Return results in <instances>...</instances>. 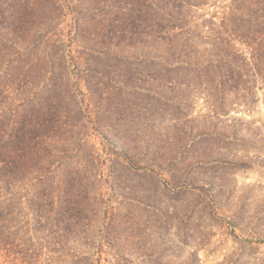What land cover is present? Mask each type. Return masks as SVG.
I'll use <instances>...</instances> for the list:
<instances>
[{"label": "rangeland", "instance_id": "374dc122", "mask_svg": "<svg viewBox=\"0 0 264 264\" xmlns=\"http://www.w3.org/2000/svg\"><path fill=\"white\" fill-rule=\"evenodd\" d=\"M197 2L0 0V107L52 108L64 234L0 264H264V0Z\"/></svg>", "mask_w": 264, "mask_h": 264}, {"label": "trees", "instance_id": "16d2710c", "mask_svg": "<svg viewBox=\"0 0 264 264\" xmlns=\"http://www.w3.org/2000/svg\"><path fill=\"white\" fill-rule=\"evenodd\" d=\"M197 1L200 5L205 0ZM251 2L257 5L261 0H249V4ZM6 95L0 85V104L4 99L11 100ZM52 95L51 89L43 91L42 102H52ZM39 105L35 96L28 99L25 104H17L11 108L9 104L6 110L0 107V251L9 252L16 248L20 241L25 254L31 250H36L39 254H42L43 250L50 252L54 250L53 248L49 250L54 244L50 239V235L53 234L58 238L56 245L64 249L62 241L64 234L58 235L51 231L52 227L48 225L49 209L53 208V203L40 198L41 195L44 196V192L38 193L39 186L35 184L43 182L44 177L42 171V174L34 171L39 169L38 155L42 157L44 151H49L48 143L53 141L54 133L52 108L47 109L49 110L47 117L40 119ZM23 108L29 110V114L25 112L23 115ZM40 147L43 148L39 149ZM22 179L29 181L25 187H17ZM46 198L49 199L48 192ZM59 204L57 211L61 221H67L75 215L71 214L73 209L70 200L60 201ZM26 233H29L28 237H24ZM55 250L60 251L57 248ZM85 257L87 256L81 258Z\"/></svg>", "mask_w": 264, "mask_h": 264}]
</instances>
